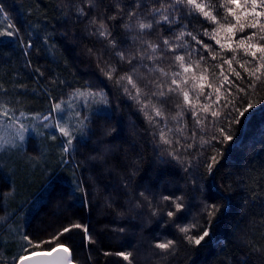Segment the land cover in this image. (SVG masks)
Segmentation results:
<instances>
[{"label":"snow or ice","instance_id":"6c2138e0","mask_svg":"<svg viewBox=\"0 0 264 264\" xmlns=\"http://www.w3.org/2000/svg\"><path fill=\"white\" fill-rule=\"evenodd\" d=\"M73 10L75 22L84 23L93 38L94 46L86 47L83 55L115 91L109 98L104 88L86 84L73 88L67 100L47 93L49 107L41 114L25 110L30 103L27 97L35 89L29 93L27 84L16 83L8 89L0 83V130H10L8 136L0 134V159L3 154L21 152L30 130L43 140L56 141L59 136L64 154L73 160L82 157L73 168L71 188L57 197L61 204L68 201L61 213L63 222L47 235L18 224L14 232L19 251L10 257L11 264H96L93 251L137 264L133 251L98 247L100 234L119 236L128 231L126 227L97 231L90 220L85 222L84 213L95 211L99 199L121 219L162 218L166 225L195 209L194 222L176 225L177 239H155L149 245L159 257L157 264H172L179 246L195 250L209 243L213 226L227 215L230 187L216 188L202 181L214 178L223 156L216 142L233 141L234 126L264 104V97L253 99L264 85V0H80ZM63 14L69 17V12ZM0 37L15 38L23 44V55L29 56L33 41H24L3 3ZM165 59H169L167 70L160 66ZM117 66L127 71H118ZM25 67H32L38 78L45 75L33 67L31 59H26ZM122 98L131 101L127 132L114 143L120 132L111 123L112 103ZM148 143L153 147L148 159L155 165L154 179L163 176L161 188L169 194L156 190L152 182L141 183L143 145ZM174 166L181 169L185 186L169 190L173 181L167 172ZM79 169L83 171L77 175ZM50 187L54 192V185ZM6 198L0 194V199ZM0 210L5 213L0 215L2 224L19 208ZM244 246L264 256V249L252 247L251 242L245 241ZM79 248H83L82 262L77 257ZM0 264H9L2 253Z\"/></svg>","mask_w":264,"mask_h":264},{"label":"trees","instance_id":"16d2710c","mask_svg":"<svg viewBox=\"0 0 264 264\" xmlns=\"http://www.w3.org/2000/svg\"><path fill=\"white\" fill-rule=\"evenodd\" d=\"M79 2L80 0H0L20 29L24 41H33V47L28 50L29 56L26 58L23 55V44L15 38L0 37V83L8 89H12L13 84L24 83L28 85L29 93L36 90L27 97L30 103L27 104L26 111L46 114L49 107L47 93L67 100L73 88L79 89L86 84H91L93 88H104L109 92V98L113 96L115 90L112 83L102 77L95 64L90 63L83 55L86 47L94 45L90 42L93 38L84 30V23L75 22L73 5ZM64 11L69 12V17H65ZM3 23L6 25L7 21ZM164 34L170 35L167 32ZM153 40L155 42V37ZM95 46L100 47L99 44ZM37 48L40 49L39 52L36 51ZM26 59H31L33 67H39L45 73L44 77L38 78L32 67H25ZM112 62L115 63V58ZM147 63L151 66V62ZM168 63L169 59H165L160 66L167 70ZM117 67L118 71H127L126 67ZM141 73L151 78L146 70L141 69ZM54 79L64 81L65 84H54ZM16 91L24 92L25 89ZM260 97H264V85L258 89V95L253 99ZM130 104L131 101L124 98L113 99L112 108L115 111L111 123L120 132L114 143H119L127 132ZM82 107L81 105L77 110ZM132 119L137 120V117L132 116ZM233 135L231 142H216L223 156L219 158L220 164L214 178L207 176L202 181L206 185L211 182L216 188L230 187L232 199L226 209L227 215L219 225L213 226L209 243L195 250L179 246L172 264H241L242 261L244 264H264V256L253 254L249 247L244 246V242L249 241L252 247L264 249V104L257 105L253 116L243 120L240 125H235ZM61 139L58 136L56 141L43 140L30 131L21 152L16 155L3 154L0 159V177L3 178L0 181V194L7 196L6 199H0V209L12 212L19 208L14 216L0 224V253L9 258V264L10 257L19 251L16 246L19 237L14 232L18 224H22L29 232L37 235L44 232L47 235L53 233L63 222L61 213L68 201L65 199L61 204L57 197L71 188V181L75 179L72 176L73 168L82 157L77 156L73 160L68 154H64ZM74 144L79 147L77 142ZM143 147L146 158L144 170L140 173L141 183L152 182L156 190L169 194L161 188L164 177L154 179L155 165L148 159L153 153L151 143ZM62 160L68 163H63ZM82 171L83 169L77 170V175ZM156 175H159L158 171ZM181 176L179 166L169 168L167 177L173 181L168 185L169 190L185 186ZM53 185L54 192L50 187ZM193 213L184 215L175 224L167 225L162 218H152L151 222L141 218L121 219L115 215V211L105 209L102 199H99L96 210L90 215L85 212L83 219L85 222L90 220L97 231L116 227L128 229L119 236L107 232L100 234L99 248L113 252L133 251L137 254V264H157L159 257L152 254L149 245L155 239H177L179 234L176 225L194 222ZM4 214L0 210V215ZM10 232L13 233L11 236ZM93 256L96 264H127L114 255L104 257L93 251ZM77 257L83 261V248L77 249Z\"/></svg>","mask_w":264,"mask_h":264},{"label":"rangeland","instance_id":"374dc122","mask_svg":"<svg viewBox=\"0 0 264 264\" xmlns=\"http://www.w3.org/2000/svg\"><path fill=\"white\" fill-rule=\"evenodd\" d=\"M25 123H28V121L27 120H25ZM9 131L10 130H7V131H5V130H0V134H2V135H5V136H8L9 135ZM31 131V130H30ZM29 131V132H30ZM32 132V131H31Z\"/></svg>","mask_w":264,"mask_h":264}]
</instances>
